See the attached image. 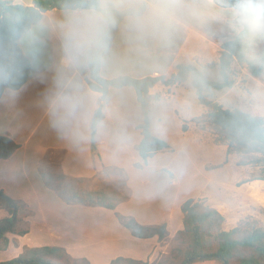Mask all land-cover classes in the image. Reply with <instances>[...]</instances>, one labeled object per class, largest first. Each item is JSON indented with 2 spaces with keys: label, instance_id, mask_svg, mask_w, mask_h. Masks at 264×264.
Returning <instances> with one entry per match:
<instances>
[{
  "label": "crops",
  "instance_id": "crops-1",
  "mask_svg": "<svg viewBox=\"0 0 264 264\" xmlns=\"http://www.w3.org/2000/svg\"><path fill=\"white\" fill-rule=\"evenodd\" d=\"M15 1L24 5L32 3V0ZM112 1L100 0L102 7H111L108 4ZM143 1L147 2L144 13L125 17L119 24L111 47L102 54L100 75L103 78L123 75L153 77L154 72H159L168 79L176 73L180 64L193 65L204 74L212 68L214 72L218 71L214 65L219 60V38L222 36L218 28L224 23L235 21L225 15L226 7L217 5L214 9H201L200 12L206 17L197 18L198 23L195 24L196 19L180 17L179 8L173 7L177 6V0ZM132 6L126 8H134ZM184 9L193 13L192 9ZM106 27L102 14L95 9H51L44 12L42 19L20 39L22 50L32 65L31 74L20 88L6 89L0 97V134L9 136L18 144L9 158L0 160V190L14 199L22 200L29 212L20 214L23 221L28 223V232L24 235H8L14 248H17L14 255L9 257L11 259L18 256L24 247L44 245L63 247L72 257L85 258L90 264H110L119 256L152 263L162 253H166L161 250L166 240L160 241L157 236L138 238L132 235L137 239L154 241V249L145 256L140 250H129L133 254L122 255L121 251L130 248L129 237L124 230L128 228L120 224L116 215H130L140 221L144 212L149 216L152 207L161 210L162 203L159 202L158 194L163 188L167 191V184L163 185L164 181L159 176L163 170L161 162L165 150L153 154L141 167L135 166L137 162L142 163L140 157L133 164L137 170L147 172L143 176L141 191L152 199L138 207L131 204L132 193L128 200L118 204L115 209L66 204L54 190L44 185L40 176L41 169L59 166L66 175L92 177L104 166L117 165L108 162L100 147L114 153L119 146L122 148V128L131 126L136 131L135 147L142 138L138 126L144 117L134 88H111L103 101V117L95 129L96 150L91 148V121L101 98L100 93L90 89L86 82L89 77L87 51L96 45ZM178 34H183L182 39L175 42ZM162 86L158 84L149 91V106L162 100L157 93ZM217 92L220 91L214 93ZM175 95L173 93L168 100ZM215 97V101L220 104V99L217 95ZM203 107L198 116L184 123L186 127L185 130L182 128V133L188 135L194 128L199 140L210 137L211 133L210 139L214 141L212 132L207 131L202 122L194 120L207 113L206 106ZM226 148L225 145V152ZM170 175L168 184H173V174ZM225 185L217 184L212 191L193 199L204 198L208 205L222 214L219 204L223 201L224 194L221 191H224L222 189ZM127 190L132 192L129 180ZM168 191L173 196V190ZM174 192L176 196L178 191ZM184 201L181 199L178 204L175 202V205L180 206V211ZM97 207L110 211L113 218L99 223L88 221L87 224L95 223L97 226L85 229L88 227L84 224L87 218L84 216L90 212L89 208ZM168 209L172 211V205ZM166 213L170 220L171 214L167 210ZM8 215L6 210L0 208V219ZM182 217L181 212V222L173 231L167 229L169 239L182 228ZM34 227L38 231L31 238V243L20 245V240L29 238ZM49 229L59 230L58 235L52 237L58 242L44 243V240L51 238L43 233ZM82 231L92 235L96 243V250L88 255L75 251L81 245L78 237L73 234Z\"/></svg>",
  "mask_w": 264,
  "mask_h": 264
},
{
  "label": "trees",
  "instance_id": "trees-1",
  "mask_svg": "<svg viewBox=\"0 0 264 264\" xmlns=\"http://www.w3.org/2000/svg\"><path fill=\"white\" fill-rule=\"evenodd\" d=\"M146 7L145 1L136 9H116L102 7L100 0H32L30 5L17 3L15 0H0V97L6 89L20 88L29 78L32 65L22 50L20 39L42 19L44 12L51 9H95L106 21L104 33L96 45L87 51L89 77L86 82L90 89L100 93L101 98L91 121V148L93 151L96 150L95 129L103 117V101L108 92L111 88L131 86L136 92L144 117L138 126L142 138L136 146L142 163H135L136 167H141L156 152L170 148L165 140L155 136L150 130L147 95L151 89L158 84L182 83L190 77L198 103L207 106L213 102L210 97L214 92L234 86L235 62L246 65L253 76H260L263 73L264 48L255 58H248L253 30L243 25L233 39L220 44L219 60L214 63L218 67V80L210 79L190 64L178 65L176 73L168 79L163 76L135 78L129 75L103 78L100 75L101 56L111 47L120 22L127 16L142 15ZM206 116L215 130L216 140L226 144L227 154L231 151L259 153L263 157L260 161L264 162V116L253 115L238 108H224L221 104L207 110ZM185 127L183 124L184 130ZM17 148L18 144L12 138L0 134V160L9 158ZM108 174H118L121 177L112 182H93L94 179L101 181V176ZM40 176L44 185L54 190L66 204L115 209L118 204L129 199L127 174L121 167L104 166L92 177H73L66 175L57 166L55 169L51 167L41 169ZM260 180L264 181V166ZM0 208L9 214L0 219V251H4L9 245V234L24 235L28 232L27 227L21 226L26 222L20 215L26 204L0 190ZM181 212L183 226L173 236L177 242L174 254L170 259L161 260L157 264H194L208 260H215L218 264H264L263 226L247 227L239 224L226 230L223 214L208 205L204 199L185 200L181 205ZM116 215L120 223L135 237L157 236L161 241L169 236L165 223L144 225L133 216L118 213ZM78 262L90 264L85 258L72 257L63 247L44 245L24 247L18 256L0 261V264H78ZM110 264L149 263L119 256Z\"/></svg>",
  "mask_w": 264,
  "mask_h": 264
},
{
  "label": "rangeland",
  "instance_id": "rangeland-1",
  "mask_svg": "<svg viewBox=\"0 0 264 264\" xmlns=\"http://www.w3.org/2000/svg\"><path fill=\"white\" fill-rule=\"evenodd\" d=\"M210 1H214L215 3L208 0H177V6L173 7L179 8L180 17L191 20L196 19L195 24L198 23L197 18L206 17L200 12L201 9H214L217 5L226 7L225 15L234 20V5L238 0ZM142 2L143 0H113L108 5L116 9H123L131 5L134 8H138ZM184 8L192 9L193 13L186 11ZM240 27H243V25L235 21L221 25L218 28L222 34L219 38V43L221 44L223 41L233 39L240 31ZM229 31L232 33L230 34ZM182 36L183 34H178L175 42L181 41ZM252 38L253 41L249 48L248 58H255L261 49L264 48V29L253 31ZM211 66L214 67V65ZM233 70L236 80L234 86L213 94L217 95L220 99V104L224 108H238L253 115L264 116V68L260 76H253L246 65H239L235 62ZM208 71L205 74L210 79H219V72H214V68ZM172 93H176L173 98L155 101L149 106L148 111L153 134L170 145V148L166 149L162 155L164 157L161 162L163 170L159 175L164 181L162 184H167L165 185L167 191L163 188V191L158 194L162 208L158 210V207H152L149 216H146L144 212L139 218L140 221L136 217H133L144 225H157L166 223L167 221V229L173 231L176 225L181 222L180 206L175 205L176 201L178 204L181 199L197 198L207 194L215 185L225 183L226 185L222 189L224 191H221L224 194L223 201L219 204L221 205L219 208L225 217L224 229L229 230L239 224L247 227H264V181L260 180L264 162L260 161V159H263L261 154L238 151H231L227 154V151L225 152L226 144L216 140L215 130L206 114L200 118L196 117L194 120L202 122L207 131L212 132L214 141L210 139L211 133L210 137L199 140L194 128L188 135L182 133V125L186 121L190 122L192 117L198 116L204 107L197 101L191 78L182 82L177 88H173ZM213 94L210 99L215 101L216 95L214 96ZM209 109L211 108L206 106V112ZM121 131L122 148H120L121 146L116 148L117 151L115 153L109 152L105 147H100V150L104 153L106 159L109 160L108 162L116 163V166L126 171L129 186L132 188V192H128L129 197L131 193L133 194L131 204L134 207H138L142 203L152 201L149 195H145L141 191L143 176L147 172L139 171L133 165L140 160L137 149L133 144L136 140V131L131 126H125ZM52 169H55V167H52ZM170 174H173L175 181L173 184H168L171 179ZM120 177L118 174L102 175L101 181L94 179L93 182H112L118 180ZM168 190H173V196H171ZM175 190L178 191L176 196L174 195ZM170 205H172V211L168 209ZM88 210L90 212L84 216L87 217L84 219V224L88 227L85 229L93 228L97 226L95 223L107 222L110 218H113L112 213L104 208L97 207L89 208ZM166 210L171 214L170 220H168ZM26 213H29L26 208L20 212V214ZM88 221L95 223L87 224ZM21 226L27 227L28 223H22ZM124 230L125 234L129 237L128 243L130 248L121 251L122 255L133 254L129 250H140V253L144 256L153 251L154 241L137 239L132 236L128 229ZM37 231V227H34L29 238L20 240V245L30 244L31 238L36 235ZM43 233L46 236H51V238L44 240V243L51 244L58 242V240L52 237L58 235L59 230L49 229ZM73 235L78 237V242L81 245L78 250H75L76 252L88 255L96 250L95 240L89 233L82 231ZM164 240L166 242L161 250L166 251V253H160L161 256L149 264H157L159 261L170 259L173 256L177 242L173 238L169 239V237ZM16 250L17 248H14L11 239L8 248L5 251H0V259L11 257ZM78 264L85 263L78 262ZM194 264H218V262L208 260Z\"/></svg>",
  "mask_w": 264,
  "mask_h": 264
},
{
  "label": "clouds",
  "instance_id": "clouds-1",
  "mask_svg": "<svg viewBox=\"0 0 264 264\" xmlns=\"http://www.w3.org/2000/svg\"><path fill=\"white\" fill-rule=\"evenodd\" d=\"M234 20L253 31L264 29V0H238Z\"/></svg>",
  "mask_w": 264,
  "mask_h": 264
},
{
  "label": "built area",
  "instance_id": "built-area-1",
  "mask_svg": "<svg viewBox=\"0 0 264 264\" xmlns=\"http://www.w3.org/2000/svg\"><path fill=\"white\" fill-rule=\"evenodd\" d=\"M162 75L159 72H154L153 77H161ZM178 82H174L173 84L169 85H163L159 90H157V93L159 97L163 100H168L172 95V89L174 86H176Z\"/></svg>",
  "mask_w": 264,
  "mask_h": 264
},
{
  "label": "water",
  "instance_id": "water-1",
  "mask_svg": "<svg viewBox=\"0 0 264 264\" xmlns=\"http://www.w3.org/2000/svg\"><path fill=\"white\" fill-rule=\"evenodd\" d=\"M215 105H217V101H213L211 104L207 105L210 108H213Z\"/></svg>",
  "mask_w": 264,
  "mask_h": 264
}]
</instances>
